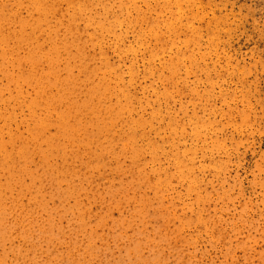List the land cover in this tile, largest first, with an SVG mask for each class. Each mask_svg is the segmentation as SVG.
Returning <instances> with one entry per match:
<instances>
[{"label": "rangeland", "instance_id": "1", "mask_svg": "<svg viewBox=\"0 0 264 264\" xmlns=\"http://www.w3.org/2000/svg\"><path fill=\"white\" fill-rule=\"evenodd\" d=\"M0 264H264V0H0Z\"/></svg>", "mask_w": 264, "mask_h": 264}]
</instances>
